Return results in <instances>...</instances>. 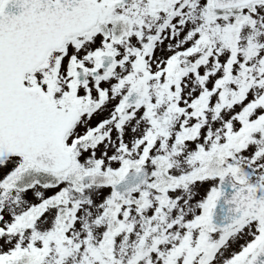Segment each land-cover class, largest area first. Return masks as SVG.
Returning <instances> with one entry per match:
<instances>
[{
    "label": "snow or ice",
    "instance_id": "6c2138e0",
    "mask_svg": "<svg viewBox=\"0 0 264 264\" xmlns=\"http://www.w3.org/2000/svg\"><path fill=\"white\" fill-rule=\"evenodd\" d=\"M0 264H264V0H0Z\"/></svg>",
    "mask_w": 264,
    "mask_h": 264
}]
</instances>
